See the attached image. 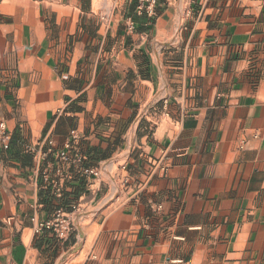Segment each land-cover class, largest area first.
Returning a JSON list of instances; mask_svg holds the SVG:
<instances>
[{"label": "crops", "instance_id": "crops-1", "mask_svg": "<svg viewBox=\"0 0 264 264\" xmlns=\"http://www.w3.org/2000/svg\"><path fill=\"white\" fill-rule=\"evenodd\" d=\"M141 4L0 0V264H264V0Z\"/></svg>", "mask_w": 264, "mask_h": 264}, {"label": "built area", "instance_id": "built-area-1", "mask_svg": "<svg viewBox=\"0 0 264 264\" xmlns=\"http://www.w3.org/2000/svg\"><path fill=\"white\" fill-rule=\"evenodd\" d=\"M142 2V4L140 5V7L138 8V11L141 12L142 10H145L149 15H152L153 13V7H154V3L156 0H140ZM143 3L146 4V6H143ZM134 29V25H133V21L131 20V18L127 19V30L128 31H133ZM8 135L6 132V126L4 124V122L0 121V143H2L4 145V148H7V142H8ZM76 137L73 135L72 136V140H75ZM71 145L70 143H67L64 147V150L58 153H54L57 158L63 162H70L72 161V159L70 158L69 154H68V150L70 149ZM52 150L47 149L45 152L42 153V157L46 156L47 154H51ZM74 160L76 162H80L81 161V157H75ZM87 174L89 175H93L94 174V170H89L86 171ZM42 179L45 182H48V174L46 171H42L41 173ZM55 193L57 195V197L61 196V190L59 188H57L55 190ZM157 210L160 209V206L156 207ZM75 210V208H74ZM41 230H49L52 232V234L59 240H65L69 237V234L72 230L71 228V223L69 221V218L67 216L64 215L63 212L58 211L54 214V216L49 219L46 220L42 223H40L37 227L36 232L41 231Z\"/></svg>", "mask_w": 264, "mask_h": 264}, {"label": "rangeland", "instance_id": "rangeland-1", "mask_svg": "<svg viewBox=\"0 0 264 264\" xmlns=\"http://www.w3.org/2000/svg\"><path fill=\"white\" fill-rule=\"evenodd\" d=\"M69 221H70V223H71V228H72V230H71V232H70V234H69V236H70L71 233L74 232V230H75V228L77 227V225H76V223H75L71 218H69ZM63 262H64V261H63Z\"/></svg>", "mask_w": 264, "mask_h": 264}, {"label": "trees", "instance_id": "trees-1", "mask_svg": "<svg viewBox=\"0 0 264 264\" xmlns=\"http://www.w3.org/2000/svg\"><path fill=\"white\" fill-rule=\"evenodd\" d=\"M74 210V208H71L68 212H71V211H73ZM59 211H61V210H59ZM61 212H64L63 210L61 211ZM53 217V216H52ZM51 219V218H50ZM49 220V219H48Z\"/></svg>", "mask_w": 264, "mask_h": 264}]
</instances>
